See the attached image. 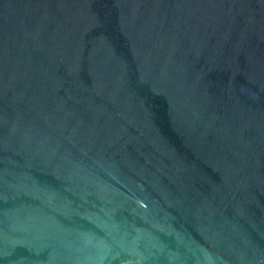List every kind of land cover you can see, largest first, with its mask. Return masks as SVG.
I'll return each mask as SVG.
<instances>
[{
	"label": "water",
	"instance_id": "95a60500",
	"mask_svg": "<svg viewBox=\"0 0 264 264\" xmlns=\"http://www.w3.org/2000/svg\"><path fill=\"white\" fill-rule=\"evenodd\" d=\"M0 264H264V0H0Z\"/></svg>",
	"mask_w": 264,
	"mask_h": 264
}]
</instances>
